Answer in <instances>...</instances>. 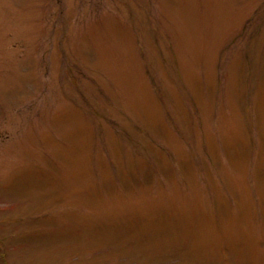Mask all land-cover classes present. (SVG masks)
Wrapping results in <instances>:
<instances>
[{
    "label": "rangeland",
    "instance_id": "374dc122",
    "mask_svg": "<svg viewBox=\"0 0 264 264\" xmlns=\"http://www.w3.org/2000/svg\"><path fill=\"white\" fill-rule=\"evenodd\" d=\"M0 264H264V0H0Z\"/></svg>",
    "mask_w": 264,
    "mask_h": 264
}]
</instances>
